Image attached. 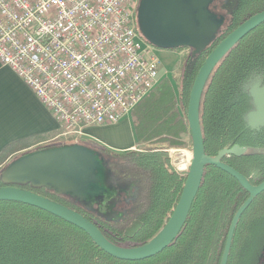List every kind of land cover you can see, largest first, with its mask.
<instances>
[{"label":"trees","instance_id":"1","mask_svg":"<svg viewBox=\"0 0 264 264\" xmlns=\"http://www.w3.org/2000/svg\"><path fill=\"white\" fill-rule=\"evenodd\" d=\"M234 2L224 32L203 50L192 51L185 61L177 91L162 79L133 109L135 140L146 148L118 153L98 148L107 157L106 186L118 191L112 206L118 214L115 219H107L71 196L45 186L27 184L19 189L74 211L118 248H136L154 238L173 213L185 182V176L175 173L168 150L192 144L186 110L198 71L229 33L264 11V0ZM255 78L264 84V23L218 63L206 82L199 106L205 154L215 157L234 147L248 149L240 156L226 154L221 162L240 173L251 186L264 182V125L252 128L246 119L253 101L247 84ZM51 137L36 136L8 145L0 152V166L14 152ZM4 187L6 183L0 178V188ZM262 223L264 191L250 196L230 175L206 166L183 228L155 257L140 262L116 260L65 221L28 205L0 201V264H222L224 257V264H245L254 230ZM263 249L264 238L253 264H259Z\"/></svg>","mask_w":264,"mask_h":264},{"label":"built area","instance_id":"2","mask_svg":"<svg viewBox=\"0 0 264 264\" xmlns=\"http://www.w3.org/2000/svg\"><path fill=\"white\" fill-rule=\"evenodd\" d=\"M138 3L0 0V64L51 113L63 137L119 123L159 83L161 62L138 31ZM175 151L168 150L172 167Z\"/></svg>","mask_w":264,"mask_h":264},{"label":"water","instance_id":"3","mask_svg":"<svg viewBox=\"0 0 264 264\" xmlns=\"http://www.w3.org/2000/svg\"><path fill=\"white\" fill-rule=\"evenodd\" d=\"M213 2L214 0H140L136 13L138 31L156 49L170 51L186 48L199 52L215 41L224 23L222 18L209 11ZM263 23L264 11L244 21L215 47L198 71L186 110L192 159L173 213L150 241L132 249L118 248L106 241L94 225L74 211L35 193L12 187L27 184L33 187L45 186L58 194L71 196L88 209L92 204L89 199L91 196L106 197L112 190L117 191L106 186L109 174H101V179L96 180V169H105V165L101 164L103 160L96 159V154L90 149L75 144L36 151L16 160L8 168L9 181L0 177L6 183V187L0 188V201L16 202L42 210L83 231L110 257L124 262H140L159 255L176 239L186 222L206 166L216 167L230 175L250 196L260 195L264 191V182L251 186L240 173L221 162L226 154L240 156L248 152V149L234 147L220 151L215 157L205 154L199 125V106L206 82L218 63L241 39ZM204 33L209 39L202 44L200 39ZM261 101L264 104V94ZM249 126L252 127L250 124ZM90 188H93L92 192L89 191Z\"/></svg>","mask_w":264,"mask_h":264},{"label":"crops","instance_id":"4","mask_svg":"<svg viewBox=\"0 0 264 264\" xmlns=\"http://www.w3.org/2000/svg\"><path fill=\"white\" fill-rule=\"evenodd\" d=\"M262 94L264 93L254 92L253 98L259 96L262 100ZM260 109L264 110V107ZM255 110L252 102V112ZM132 120L127 116L115 125L88 127L85 130L95 139L93 145L97 148H105L116 153L133 151L138 144L132 133ZM60 132L62 133L56 119L43 107L23 81L9 68L0 64V152L16 141L44 135H52V139ZM46 141L48 140L42 142ZM39 143L41 142L36 144ZM33 145L11 154L4 161L3 166L10 157ZM3 166H0V170Z\"/></svg>","mask_w":264,"mask_h":264},{"label":"rangeland","instance_id":"5","mask_svg":"<svg viewBox=\"0 0 264 264\" xmlns=\"http://www.w3.org/2000/svg\"><path fill=\"white\" fill-rule=\"evenodd\" d=\"M227 1V5L226 10L224 11H229L233 6H234V0H226ZM223 30V29H222ZM221 33V31H220ZM208 37L207 34L204 33L200 39V41L202 42V44L206 43L208 41ZM157 55L160 59L161 62V70H160V79H167L172 87L176 90L177 89V85L182 73V69L183 66L185 65V61L188 60V58L191 57L192 55V51L190 49H181V50H161V49H157ZM254 80H258V79H253L252 81H250L247 84V89L251 92L255 94L256 93H264V88H261L260 91L258 89H256L257 91H253L252 87V83H254ZM135 109V108H134ZM133 111V110H132ZM132 111L131 113L128 115V118L132 120ZM264 115V110H255V112L251 110V112L246 116L247 122L253 127V128H257L260 127L263 124H259V125H252V121H254L257 118H260ZM132 133L134 135L133 132V124H132ZM84 134L85 136H81L79 138H68V137H63L61 135V132L58 133V135L46 142H41L39 144H35L33 146H31L30 148L23 150L15 155H13L12 157H10L5 165L1 168L0 170V177L3 179H5L6 181H9V172H8V168L11 164H13L16 160H18L19 158L31 154L33 152L36 151H40V150H45L48 148H58V147H63V146H69V145H73L76 143H81L80 141H82V143L89 149H94L97 148L95 147L93 144L94 142V138L90 135V133L87 130H84ZM89 136V137H87ZM98 141V140H97ZM99 142V141H98ZM148 147V146H147ZM146 148L145 146H137V149H143ZM173 150H185L190 154V161L192 159V144L186 148H181V149H173ZM96 159L101 160L100 155L96 154ZM190 161H189V165H190ZM105 160L103 159V162H101L102 165H104ZM173 169L176 173V169L173 166ZM188 172V171H187ZM177 174V173H176ZM124 187V185H122L120 188L122 189ZM116 194H118V191H114L112 190L106 197L103 198L102 202L98 201V207L95 208V210L97 209V213L103 215L105 218L107 219H115L116 218V212L113 211L112 208V204H113V198L116 197ZM263 232H264V223L258 225L255 230H254V234L255 238H254V242H253V246H252V250L250 252V254H247L248 257V261L245 262V264H253L254 260L256 258L255 252L257 250V248L259 247V244L261 243V240H263ZM244 264V263H243ZM263 264H264V258H263Z\"/></svg>","mask_w":264,"mask_h":264},{"label":"flooded vegetation","instance_id":"6","mask_svg":"<svg viewBox=\"0 0 264 264\" xmlns=\"http://www.w3.org/2000/svg\"><path fill=\"white\" fill-rule=\"evenodd\" d=\"M140 1V0H139ZM139 4V3H138ZM227 5V1L226 0H214V2L209 6V11L212 13V14H214V15H216L218 18H222L223 20H224V23H223V25H222V27L220 28V31H221V33H220V31L218 32V34H217V37H218V35H220V34H222L223 32H224V28H225V26H226V21H227V17L231 14V11H232V9L234 8V6H235V2H234V6L227 12V11H224V10H226V6ZM137 8H138V6H137ZM136 13H137V11H136ZM223 29V30H222ZM216 37V38H217ZM255 79H258V80H254L255 82L254 83H252V85H253V87H252V89H253V91H257L256 89H258V90H260V91H263V90H261V88L262 87H264V84L262 83V80L261 79H259V78H255ZM252 90H250V92H251ZM252 93V92H251ZM253 104H254V107H255V109L257 110V108H258V110H259V108H263L264 106V104H263V102L261 101V98L259 97V96H255L254 98H253ZM264 116V115H263ZM262 116V117H263ZM262 117H260V118H257V120L258 119H261ZM81 143H76L75 145H78V146H81V147H85V148H87L83 143H82V141H80ZM91 151H93L95 154H98V155H100V158L103 160H107V157L105 156V153H103L100 149H98V148H94V149H91V148H89ZM104 165H105V169H103L102 167H100V168H97L96 169V171H95V175H96V180L98 179H101V177H102V175L101 174H109L108 173V171H107V166H106V164H105V162H104ZM13 188H19V187H17V186H12ZM91 189H93V188H90L89 189V191H93V190H91ZM102 189V188H101ZM91 196V195H90ZM103 198L104 197H100L99 195H97V196H91V198H89V199H91V201H92V204H91V206H89L90 208H89V210H93V211H97V209L95 210V208L96 207H98L97 205H98V201L99 202H102L103 201ZM114 199V198H113ZM112 199V200H113ZM112 206H113V204H112ZM114 211V210H113ZM115 212V211H114ZM99 214V213H98ZM117 214V213H116ZM99 215H101V214H99ZM118 215V214H117ZM117 215H116V217H117ZM263 258H264V249H263V252H262V255H261V257H260V260H259V264H263Z\"/></svg>","mask_w":264,"mask_h":264},{"label":"bare ground","instance_id":"7","mask_svg":"<svg viewBox=\"0 0 264 264\" xmlns=\"http://www.w3.org/2000/svg\"><path fill=\"white\" fill-rule=\"evenodd\" d=\"M261 123H264V116L261 119H255L254 121H252V125H259ZM172 161L175 164L177 174L186 177L190 161V154L182 150L175 151L172 157Z\"/></svg>","mask_w":264,"mask_h":264}]
</instances>
